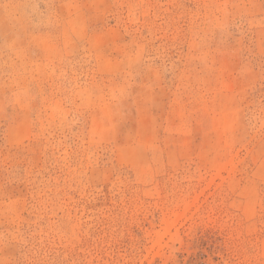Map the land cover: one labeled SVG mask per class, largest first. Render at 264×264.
Listing matches in <instances>:
<instances>
[{
    "label": "rangeland",
    "instance_id": "1",
    "mask_svg": "<svg viewBox=\"0 0 264 264\" xmlns=\"http://www.w3.org/2000/svg\"><path fill=\"white\" fill-rule=\"evenodd\" d=\"M0 264H264V0H0Z\"/></svg>",
    "mask_w": 264,
    "mask_h": 264
}]
</instances>
